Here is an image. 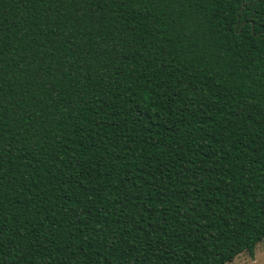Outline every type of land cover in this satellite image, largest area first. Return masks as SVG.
<instances>
[{"label": "trees", "instance_id": "16d2710c", "mask_svg": "<svg viewBox=\"0 0 264 264\" xmlns=\"http://www.w3.org/2000/svg\"><path fill=\"white\" fill-rule=\"evenodd\" d=\"M263 239L264 0H0V264Z\"/></svg>", "mask_w": 264, "mask_h": 264}, {"label": "rangeland", "instance_id": "374dc122", "mask_svg": "<svg viewBox=\"0 0 264 264\" xmlns=\"http://www.w3.org/2000/svg\"><path fill=\"white\" fill-rule=\"evenodd\" d=\"M226 264H264V239L258 243L254 258H252L247 252H243L233 261Z\"/></svg>", "mask_w": 264, "mask_h": 264}]
</instances>
